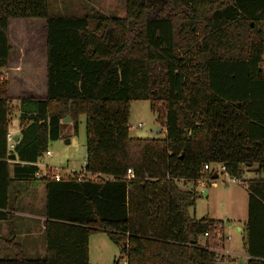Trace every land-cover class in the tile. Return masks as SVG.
Wrapping results in <instances>:
<instances>
[{
    "label": "trees",
    "instance_id": "obj_1",
    "mask_svg": "<svg viewBox=\"0 0 264 264\" xmlns=\"http://www.w3.org/2000/svg\"><path fill=\"white\" fill-rule=\"evenodd\" d=\"M9 18H44L46 93L18 97L19 138L9 150L11 98L0 79V221L8 224L0 244L12 252L0 264H91L89 235L99 230L119 248L112 264L223 260L221 220L191 215L198 194L178 181L212 178L204 163H222L238 179L245 165L264 171V0H125L124 16L49 14L47 0H0V67ZM132 100L149 101L161 137L129 134ZM81 114L84 169L95 176L56 180L45 167L37 178L50 142L71 123L76 130ZM240 181L246 264H264V180ZM39 183L40 257L24 253L13 220L31 209L23 200Z\"/></svg>",
    "mask_w": 264,
    "mask_h": 264
},
{
    "label": "rangeland",
    "instance_id": "obj_2",
    "mask_svg": "<svg viewBox=\"0 0 264 264\" xmlns=\"http://www.w3.org/2000/svg\"><path fill=\"white\" fill-rule=\"evenodd\" d=\"M49 14H70V15H85V14H103L107 16H124L125 15V0H47ZM194 25H191L192 30ZM195 35L198 32L193 30ZM8 36L11 44L9 51V62H19L22 66L21 70L2 69L4 78L8 81V92L10 95L11 119L9 127L13 128L18 121V110L16 104L18 97L34 94L42 98L43 94H38L41 90L40 79L43 81L44 91L46 86L45 77V61H46V33L44 28V18H9L8 21ZM18 73L22 79L16 78L14 74ZM40 74L33 76L34 73ZM33 73V74H32ZM40 76V77H39ZM32 81V82H31ZM32 86H30V83ZM31 87V88H29ZM63 121L71 123V118ZM140 123L139 126L137 124ZM157 125L161 123L156 121V113L150 109L148 100H132L129 108V134L136 137H161L164 133V125L161 131L154 134ZM51 155L45 153L40 158L39 169L44 171L45 167H57L60 175L66 170L83 175L90 176L89 172H85V115L81 114L77 121V128L74 129L71 123L62 131L59 138L52 140L48 146ZM47 165V166H46ZM256 167V164H253ZM247 176H254V173L249 172ZM229 180L228 175L219 174L220 180ZM218 181L217 186L213 187L206 184V187L198 193L194 206L190 207L189 212L195 215L196 218L207 216L208 210L211 208L215 214H222L225 210V204H228V194L231 187L236 186L235 183L224 184ZM241 183V182H239ZM182 186L180 183H178ZM211 189V193L208 190ZM208 196V197H207ZM209 206V207H208ZM27 212V211H26ZM211 214V213H209ZM221 218L222 217H216ZM31 226H35L36 222L28 218ZM225 221V219H224ZM231 237L224 240L225 247L231 249L240 248V241L236 236L230 233ZM33 239L34 242L42 245L44 249L43 235L33 232V235L26 236ZM89 262L91 264H112L115 257L119 255L118 246L112 242L106 232L96 231L89 235ZM35 256H43V253L37 252ZM120 260V264H122ZM147 261L143 259L141 262ZM245 264L243 257L230 256V259L221 260L218 264ZM136 264V263H135ZM153 264H159L157 260Z\"/></svg>",
    "mask_w": 264,
    "mask_h": 264
},
{
    "label": "crops",
    "instance_id": "obj_3",
    "mask_svg": "<svg viewBox=\"0 0 264 264\" xmlns=\"http://www.w3.org/2000/svg\"><path fill=\"white\" fill-rule=\"evenodd\" d=\"M45 28V27H44ZM46 33V32H45ZM46 41V39H45ZM10 44V42H9ZM11 47V44H10ZM11 49V48H10ZM9 49V51H10ZM45 77H46V61H45ZM2 69H14L15 71L21 70L22 66L21 64L17 62H9V57H8V62L5 66L0 67V70ZM34 73V72H33ZM32 73V74H33ZM40 75L37 73H34L33 76ZM40 77V76H39ZM16 78L22 79V76L19 75L17 72L14 74V80ZM8 82V81H7ZM32 82V81H31ZM30 83V82H29ZM30 86L31 83H30ZM40 87L41 90L38 94H43L45 95L46 93V86H45V91H44V86H43V81L40 79ZM31 88V87H29ZM9 94V92H8ZM10 96V95H9ZM27 96H35L34 94H30ZM21 97V96H20ZM37 97V96H36ZM44 97V96H43ZM10 122V121H9ZM9 131H11L14 135L19 134V122L16 121V125L13 128H8ZM216 172V171H215ZM253 172L254 176H247V173ZM219 174L227 175L222 172H216V176L212 178L204 177L206 180L203 183H198L196 184V189L198 193L202 191L205 187L206 184H209L213 187L217 186V183L219 181ZM241 180H251V179H262L264 180V171H257V165L256 167L252 165H245L242 166V173L240 176ZM224 184H227V182H231L232 184L235 183L236 186L239 187H231L230 193L228 194V204H225V210L223 211L222 214H218L214 212V208L210 212V209L208 210L207 208V217L211 219H218L221 220L222 222V230L223 234L225 236L224 240L226 238H230L231 235H234L239 239L240 241V248L238 249H231L228 247H225L224 241L222 242V245L220 247V250L226 253V256L223 258L224 259H230V256H235V257H243L244 262L246 264V261L249 257V255L245 252V247H244V241H245V235H246V221L248 218V191L245 187V185L241 182H233L230 180H220ZM178 183H180L182 186H179L181 188H190L192 184L188 183H183L182 180H179ZM194 184V183H193ZM195 185V184H194ZM211 193V189L208 190V193L206 195H209ZM198 197V195H197ZM208 197V196H207ZM42 201H43V186L41 183H39L36 187L35 194L27 196L23 202L26 204L28 207L31 209H28V211L16 212V217L13 219L16 224H17V234L16 238L17 241L20 242L22 245V249L26 255L29 256H35L37 255V252L43 253L44 254V249H42V245H39L38 243L34 242L33 239H30L29 235H33V232H37L42 234V228H43V219L44 216L41 214V209H42ZM192 207V206H191ZM209 207V206H208ZM190 209V208H189ZM211 213V214H209ZM195 216V215H193ZM206 216V215H205ZM216 217H222L221 218H216ZM28 218H31L36 222L35 226H31V223L28 221ZM225 219V221H224ZM20 224L22 225V228L20 229ZM7 228L8 224L5 221H0V237H5L7 234ZM20 229V230H19ZM22 231V232H20ZM204 238H200V242H203ZM12 255V252L8 246L5 244H0V257L3 256H10ZM88 256H89V246H88ZM138 264V262H135Z\"/></svg>",
    "mask_w": 264,
    "mask_h": 264
},
{
    "label": "built area",
    "instance_id": "obj_4",
    "mask_svg": "<svg viewBox=\"0 0 264 264\" xmlns=\"http://www.w3.org/2000/svg\"><path fill=\"white\" fill-rule=\"evenodd\" d=\"M3 78H4V76H3V74L1 73V74H0V79L2 80ZM139 125H140V123L137 124V126H139ZM164 132H165V130H164ZM6 141H7V148H8L9 150H12V149L14 148L15 139H14V134H13L11 131H8V132L6 133ZM44 153H45L46 155H51V152H50L49 149L46 150ZM39 162H40V160H38V162L36 163L38 166H39ZM46 166H47V165H46ZM203 168L206 169V170L214 169V171H216V172H222V173L227 174L226 171H225V166H224L222 163H215V164H212V163H204V164H203ZM50 170H51V176H52L54 179L58 180V179L62 176V175L59 174V172H58V170H57V167H54V166H53V167L50 168ZM84 170H85V169H84ZM85 172H86V171H85ZM126 173H127V178H130V177L133 176V171H132L131 168H127ZM43 174H44V171H41V170H38V171L35 172V176H36L37 178H38V177H41ZM63 174H72V175H75V176H77V177H80V176L83 175L82 173H76V174H74L73 172L68 171V170H66L65 173H63ZM227 175H228V174H227ZM90 176H95V175L90 173ZM228 176H229V175H228ZM205 180H206V179L203 178V177L197 178L195 181L190 182V184H192V185L190 186V188L193 189L194 191H196L197 194H198V191H197V189H196V184H198V183H203ZM229 180H230V181H233V182H241L240 179H238V178H236V177H232V176H229ZM193 183H194L195 185H194ZM219 252L222 253V254H224V257L226 256V253H224L223 251L219 250ZM122 264H128V263H127V259L123 258ZM232 264H236V262H235V261H232Z\"/></svg>",
    "mask_w": 264,
    "mask_h": 264
},
{
    "label": "water",
    "instance_id": "obj_5",
    "mask_svg": "<svg viewBox=\"0 0 264 264\" xmlns=\"http://www.w3.org/2000/svg\"><path fill=\"white\" fill-rule=\"evenodd\" d=\"M67 119H69L68 116H67L65 119H63V121H65V120H67ZM162 128H163L162 125H157L156 128H155V130H154V134H156V133H158L159 131H161ZM18 138H19V134H15V135H14V139H15V141L18 140ZM215 176H216V175H214V177H215Z\"/></svg>",
    "mask_w": 264,
    "mask_h": 264
}]
</instances>
